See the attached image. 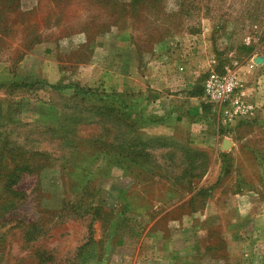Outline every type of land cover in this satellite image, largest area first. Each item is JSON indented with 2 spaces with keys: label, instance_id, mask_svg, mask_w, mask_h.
<instances>
[{
  "label": "rangeland",
  "instance_id": "374dc122",
  "mask_svg": "<svg viewBox=\"0 0 264 264\" xmlns=\"http://www.w3.org/2000/svg\"><path fill=\"white\" fill-rule=\"evenodd\" d=\"M0 264H264V0H0Z\"/></svg>",
  "mask_w": 264,
  "mask_h": 264
},
{
  "label": "built area",
  "instance_id": "2783aa9c",
  "mask_svg": "<svg viewBox=\"0 0 264 264\" xmlns=\"http://www.w3.org/2000/svg\"><path fill=\"white\" fill-rule=\"evenodd\" d=\"M237 67L238 61H235L233 67L226 66L224 71L212 70L204 80V98L221 106L224 121H233L249 111L240 96L243 78Z\"/></svg>",
  "mask_w": 264,
  "mask_h": 264
},
{
  "label": "crops",
  "instance_id": "0c3cea01",
  "mask_svg": "<svg viewBox=\"0 0 264 264\" xmlns=\"http://www.w3.org/2000/svg\"><path fill=\"white\" fill-rule=\"evenodd\" d=\"M161 112H162V111H161ZM170 120H171V119H170ZM173 120H174V121H173V122H170L169 124H173V123L175 124V123H176V121H175L176 119H173ZM162 123H163V124H161V125H166V124H168V123H166L165 121H163ZM201 137H202V136H201Z\"/></svg>",
  "mask_w": 264,
  "mask_h": 264
},
{
  "label": "water",
  "instance_id": "95a60500",
  "mask_svg": "<svg viewBox=\"0 0 264 264\" xmlns=\"http://www.w3.org/2000/svg\"><path fill=\"white\" fill-rule=\"evenodd\" d=\"M226 141H228V140H224V143H223V144H224L225 146H228V145L230 144V142L228 141V145H226Z\"/></svg>",
  "mask_w": 264,
  "mask_h": 264
},
{
  "label": "bare ground",
  "instance_id": "6f19581e",
  "mask_svg": "<svg viewBox=\"0 0 264 264\" xmlns=\"http://www.w3.org/2000/svg\"><path fill=\"white\" fill-rule=\"evenodd\" d=\"M226 145H228V141H226Z\"/></svg>",
  "mask_w": 264,
  "mask_h": 264
}]
</instances>
